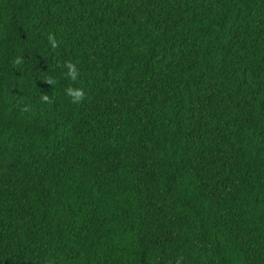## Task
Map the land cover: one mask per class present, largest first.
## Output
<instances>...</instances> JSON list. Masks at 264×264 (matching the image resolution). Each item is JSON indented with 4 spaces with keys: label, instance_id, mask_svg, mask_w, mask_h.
<instances>
[{
    "label": "trees",
    "instance_id": "obj_1",
    "mask_svg": "<svg viewBox=\"0 0 264 264\" xmlns=\"http://www.w3.org/2000/svg\"><path fill=\"white\" fill-rule=\"evenodd\" d=\"M0 264H264V0H0Z\"/></svg>",
    "mask_w": 264,
    "mask_h": 264
},
{
    "label": "clouds",
    "instance_id": "obj_2",
    "mask_svg": "<svg viewBox=\"0 0 264 264\" xmlns=\"http://www.w3.org/2000/svg\"><path fill=\"white\" fill-rule=\"evenodd\" d=\"M48 39L53 49L58 47L55 36L49 35ZM15 63L19 65L21 63V60L17 58ZM63 67L66 69L65 78L70 79V81L72 82L69 86L64 89V93L67 97H70L72 103L79 105L83 103L86 98L85 89L83 87L78 86V84L76 83L80 79V70L77 64L72 61L66 62ZM47 82L49 84L55 83V81L52 79H49ZM41 97L44 102H50L49 95L42 94Z\"/></svg>",
    "mask_w": 264,
    "mask_h": 264
}]
</instances>
